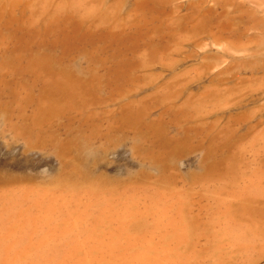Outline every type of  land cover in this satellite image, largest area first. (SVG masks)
I'll list each match as a JSON object with an SVG mask.
<instances>
[{
    "label": "bare ground",
    "instance_id": "1",
    "mask_svg": "<svg viewBox=\"0 0 264 264\" xmlns=\"http://www.w3.org/2000/svg\"><path fill=\"white\" fill-rule=\"evenodd\" d=\"M113 1L114 0H112L110 4H113L117 0H115L114 2ZM164 1L166 2V0H138L135 5V10L133 11L134 16L130 15L129 17L132 20H128L129 22H127L124 19L129 18H124L125 16L122 17V20L119 18L120 16H118L117 4H111V6H109L110 4L108 3L109 7H104V0H0V115L3 114L7 116L9 120H11L10 118L13 119L11 121L8 120L10 124L12 123V121H14L13 125H8V123L7 125L11 126L14 129V131L18 134L17 135L15 133L17 136H21L26 139L28 144H30L27 145V142H24L26 143L27 147L37 144L40 146L41 143H43L42 147H44V143H49L52 145L57 154L64 155L68 153L71 144H73V141L89 139L98 134L96 125L100 126V124H97V122H95L94 120L99 116L101 117V113H105L106 110H104V108V112H101L102 110L100 109V111H93L95 112L93 117V115L91 114V109L94 107V105L97 106V104H99L101 98L103 100L105 99L104 96L101 97L100 92H104L105 90H107L108 92L112 93L118 92L121 89L123 90V87H126L129 82H133L132 77H134V72H136V70L139 68V65H142L139 64L140 61H138V57H142L143 59L146 57L153 58L157 54H162L160 52H163L166 49L165 43L163 44V37L165 34L169 35V27L163 24L167 22H163V18H165L166 14L163 10V6L165 7L167 5V3H164ZM226 1L223 5H225L226 7L231 6L228 5V0ZM231 1L232 0H230V2ZM168 2L171 3V0ZM202 3L204 4V6L206 5L205 1H202ZM220 3L218 4V6H221ZM231 3L233 4V2ZM120 4L121 3H119V5ZM192 4L193 3L190 4L192 8H194L193 6H195L196 4L198 5V3L194 5ZM213 7L214 6H212V8ZM177 8L180 9L178 6H176L175 9ZM209 10H211L210 7ZM173 11L175 10H172V13ZM179 11L180 10L175 12ZM199 11L200 9L198 10V12ZM203 11L201 10V13ZM205 11L207 12L208 9H205ZM175 12L173 16H175V14H177L176 16L180 14ZM191 13H194L193 15H195V12ZM199 15L196 16L199 17ZM229 15H232V13ZM243 15L245 16L246 14L243 13ZM173 16H169L168 18L171 19ZM188 16L190 15L188 14ZM196 16L195 19L197 18ZM168 18L167 20H169ZM185 18L187 19V16ZM191 18L193 19L194 17ZM229 18L231 17L229 16ZM239 18H243V16H239ZM195 19H193V21ZM197 19L200 20V17ZM201 20L203 24V19ZM205 20L204 22L206 23ZM227 20L224 21L227 23ZM190 21L192 22V20ZM256 21V23L260 22L257 19ZM185 22H187V20ZM252 22L255 23V21ZM192 23L189 24H191L190 26L193 25L194 27V23ZM199 23H201V21H199ZM215 23H217L218 25V22ZM228 24L233 23L230 22ZM173 25L176 24L173 23ZM223 26L225 25L223 24ZM211 28L213 27H210L208 29ZM230 28L232 29V26ZM186 29L188 30V28ZM190 29L193 31L191 27ZM221 29L223 30V28ZM187 30H185L186 32L184 34L182 32L181 35H183L184 37H188L191 36V33L193 34L192 31L188 34ZM201 30L205 34L213 32V29L209 30L208 33L207 31L204 32L206 28L205 30L200 28L199 31ZM211 35L213 36V34ZM179 36L176 40L174 39V41L181 42L182 40L186 39V41L184 42H187V37H183L184 39L181 37L182 39H180L181 41H179ZM198 36L200 37L201 35ZM171 37L175 36L173 35ZM184 42H181L179 44H183ZM176 46L178 48L179 45ZM172 49V52L175 51ZM174 49H176L175 46ZM171 51L170 54H173ZM176 51L178 50L176 49ZM162 55L164 56V54ZM166 56L168 55L166 54ZM76 57H83L82 60L87 62L89 67V70H87L88 72L90 71L88 73L87 79H82L80 76L82 74L86 75L87 72L83 71L84 73L82 72L80 75H78V77L76 76L77 74H72L69 71V68H67L71 60L75 59ZM157 57L153 58V60L155 59L154 61H156L157 63L153 62L151 59H146V61H148L149 63L153 62L159 64L160 61L158 63V59L156 60ZM159 59L161 60V58ZM168 59H171L172 63H167L169 60H167L166 63L167 65L169 64V66H171L172 68L173 60L175 58H173V60L172 57ZM144 61L145 60H143V62ZM153 63L151 64L152 66ZM166 63L165 66L162 65L164 68L166 67ZM81 64H84V62H82ZM81 64H78V67L80 69V66H82ZM147 65L145 66L144 64L143 67L147 68ZM162 66L160 65V67ZM75 67L74 69L70 70H76ZM150 67L148 68L150 69ZM194 68H199L201 71H198H200V73L202 72V74V70L205 69H201V67ZM190 69H192L193 71V68ZM190 69H186V71H181L179 73L184 74L187 72L186 76L184 75L185 77H187V74L192 72ZM142 70L144 69L142 68ZM187 70H190L191 72ZM194 71L196 72V70ZM145 73L148 74V72L146 71ZM145 73L143 72L142 74ZM179 73L173 74L174 78H168V82H171V79H174L175 81H173V83L171 82V86L170 83L166 82L167 80H164L166 84L162 83L159 86V89L158 87H156L157 91L161 88L168 90L163 91L165 94H161L154 90L155 96H160L159 94L163 96L165 95V97L161 96L160 98L152 96L153 99H156L157 104L158 100H161L162 97L164 98H162L164 101L166 98H169V100L166 99L168 102L171 99H174V101L177 100L176 96H178L177 98H179V95L182 91L181 88L179 90V87H176L175 85V83H177L178 81L175 80V77ZM151 74L155 77L153 79L154 82L157 78H160L157 77V75H159V72L154 73L152 71V73H149L148 75L150 78ZM262 74L264 76V73ZM181 75L179 74V76H177L178 79ZM141 76H143V78L145 77L144 81L146 82L148 78L144 75ZM83 77L86 78L87 76ZM189 78L192 81L193 77ZM256 80H254L255 82H253L252 80V83L258 84L259 82H256ZM137 81L140 82V80ZM150 81L151 79H148L147 82L152 85ZM147 82H142L143 85L139 84L140 86L132 83V86L137 85L141 88L144 86V84L147 85ZM185 82L187 84L191 83L186 79ZM252 83L249 82V84H251L250 86L248 85L250 88H247V84L245 87L244 84L245 88L243 90L246 91L250 89V91H246V93H250L251 89H253L251 86H254V84ZM185 84L183 86H185ZM261 84L259 83V85L256 86L260 87ZM172 85L173 87H175L171 89ZM137 86L135 89L138 91L140 88L138 87L139 89H137ZM213 86H205L204 90L206 89V87H209L210 89L217 87L216 84L214 87ZM235 86L233 87L235 88ZM228 87L224 88L227 90L229 89ZM130 88L133 89V87ZM175 88H177L176 91L179 90V94L177 95H175V91L173 92ZM234 88L230 87L229 92H234V90H232ZM170 89L172 90L171 94L172 92L175 93L174 98L171 95L166 97L167 92L168 94H170ZM210 89H206V93L208 92V90L209 92H211L212 90L210 91ZM215 89L221 90L222 88L217 87L214 88V90ZM136 90L135 93L137 92ZM204 90L200 92L204 93ZM155 91L157 92V95ZM161 91L162 90H160V92ZM221 91H219L220 94L218 93V95L216 92L214 93V91H212L211 93L213 95L208 94V92L207 94L209 96L205 95L206 98L205 96L204 98L207 100V98H210L216 94L217 97L220 95V99V97L222 96ZM235 91H237V88ZM124 92L126 95L129 90ZM200 92L199 94H201ZM224 92L226 91L224 90L223 93ZM229 92L227 91L228 96ZM238 92L234 93L238 94ZM131 93H134V90L128 93L129 97H131ZM196 95L190 93L189 95L185 96L186 99H183L184 101H187V97L190 96L189 102H185L186 105L182 100V105L184 107L186 106V109H183L182 112H180L183 106L181 105V103H179L181 105L180 107L182 108L180 109L178 107L180 110H176H178L179 112H172L170 114L171 120L168 122L169 124L173 123L171 121L180 123L181 119L188 120L192 116L195 117L198 115L196 117L198 118L200 114L201 116H205V113H207V110H209L208 106L212 105L213 101L217 99L216 96L215 99L210 98L209 100L214 99L210 104V101L207 100V102L204 98V100L198 98L201 95ZM225 95H223V98H229L232 96V94H230L231 96L229 97ZM239 95L240 93L237 96L239 97ZM241 95H243V93ZM144 96H141L143 98H137L138 101L140 99L143 101H140L142 105L137 103V100L136 102H134L135 98L133 100L134 104L132 103V101H130L132 99H130L129 101L132 103V106L134 105L133 107L137 105H144L146 107L143 106L142 108H144L145 110L152 109L149 108L148 104H145L144 101H147L146 103H149L150 106L155 103L154 100L151 104L150 102L152 100V97L148 96V94V97ZM192 96H194V98L196 97L197 100L193 99V101H190V99L193 98ZM98 97L100 98L98 99ZM127 97L128 96H126V98ZM232 97L236 99V95L235 97ZM241 97H239L238 100H241ZM144 98L145 100H143ZM107 99L109 100V98H106L104 102L107 103L106 105H110L108 103L109 101H106ZM121 99L118 98L119 101ZM147 99H149L150 101L148 102ZM219 99H217V103L215 102L216 100L214 101L215 103L213 104H215V106L219 103V101L223 100L222 97L220 100ZM174 101H172V103H174ZM161 103L162 102H159L160 106L165 102L163 104ZM167 103H165L166 106ZM205 103L206 105L208 103V106H206L207 108H205V106L203 108V105ZM225 104L226 103H224V106L221 105L223 108L219 106V110L225 109ZM229 104L232 105L233 103ZM169 105L171 106L173 104H168L167 108L169 107ZM141 106H137V109L130 106L132 109L129 107L125 110L124 108H126L127 106H122L123 109H121V107L113 108L118 112L124 110L121 111L123 112V115L121 112L119 113L121 114L119 116L122 117H120L122 120V125L117 126L118 124H121L119 123V121L121 120H117L118 123H116V130L118 131L119 127L120 129L123 128V124H125L129 126H125V128H131L132 131L133 129L135 130L134 133L137 132L136 136L132 135L133 138L136 137L138 139L139 135V137L142 136L141 139L139 138V141L142 140V138H145V142L148 141L149 144H146L148 143L146 142V146L144 147L143 145L141 146L142 148H140L139 145L137 146L135 142L136 147L134 146V149L139 147L140 149L144 150L143 148H146L148 146L144 150L145 152L140 149L139 150L145 153L146 158L148 157L150 159L149 160L147 158L148 162L152 160L156 164L165 159L170 162L171 158L172 160L176 161L175 159L179 158L178 155L182 156L185 152L188 153L189 148V153H191V150H197L198 152L203 147H206L205 149H203V155L200 156L202 157L203 162L202 164H199L201 167H198V169L200 168L199 175H197V178L194 177V179V175H192V179L190 177L188 182L191 180V184H187L188 190L185 188L184 191H189L190 195L194 194V192L197 190L196 189L195 191H193L192 189V187H194L192 186L194 185L193 182L195 181H197L195 182V186L199 184L202 189L212 188L213 190L211 189V193L214 191V194L212 193L211 195V202L214 201L215 198H217L213 203V209L210 207V210L208 209L209 207L207 208L206 205L204 207V205L201 204L203 208H207V210H204L201 206H199L202 209H200V211L202 212L204 210L207 214L204 217H202L203 215L200 217L198 214H195L197 212L194 213L192 204L194 202V199L196 198L195 196H197L195 194L199 193L198 190V193L195 192V194L192 195L195 198L190 196L193 200L188 197L189 195H187V192H179L180 189H176L178 191L177 192L173 188V186L176 185V181L173 179L174 177L176 178V176L174 175H172L173 182L171 180L169 182L174 183L175 185H170L166 179L163 181L161 180V182L160 178H157L160 182H155L152 184H129L122 187H113L102 183L92 182L85 184L67 182L58 185L37 184L34 182L23 181L14 176L6 174L5 171L7 170H5V162L8 164L9 162L5 161L6 159L4 160V158L3 160H1L0 158V264H238L239 262L241 263L245 260L247 264H253L252 261H256L257 259V257H255L256 259L254 258L255 260H253V257L260 255L258 254L259 252L261 253V255L263 254L264 251L261 249V247L263 248L262 245H264V220H262L264 218V214H262L264 209V164H261L263 160H261L260 158L259 160H261V165L257 167L254 166L252 170L250 169L251 171H249V174L245 173V164L243 165V157L245 156V154H242V152H245V150L247 152V147L243 148L242 146L243 144H247V140H249L250 138H248L247 136L245 138L246 140L244 139L239 141V138L244 137L241 135L239 137L237 135V138L239 139L238 140L237 138H235V140H238L237 144L236 141L233 140V134L229 129L232 125L229 126L225 124V126L227 125L229 127H225L224 129L221 126L220 128L222 129L219 128V130L214 131L212 127L208 129H201L200 127L204 128L203 124L205 123L199 122L198 124L201 125L195 123L193 124L194 127L193 125L192 127H190V125L188 124L187 126L185 125V127L179 126L181 129H179L180 132L177 130L178 133H174L169 136L167 134L169 130L166 131L165 129V126L167 127V124L164 123L165 126L162 127V121L165 120L163 119V117H160V119H163L161 120V122H158L160 119H157V129H153V125H150L152 123H155L154 119L156 120V118L153 119V117L151 118L153 121L151 122L150 120L151 123L149 121H146L147 123H150L146 124L148 125V127L144 125L145 121H143L144 124L142 125L141 120H144L146 112L144 113ZM161 107H163L164 109L166 108L164 107V105ZM172 108L175 109V106ZM201 108L207 111H205L204 115H202L203 112H198L199 109L200 111H203V109ZM154 109L155 106L153 107V110ZM169 109L170 107L168 108V111L173 110ZM213 109L216 110L215 107ZM248 110L249 112H246L248 115V120H246V123L250 121L249 119L255 116L250 113L254 114L256 111H252V109L249 108ZM109 111L110 110L108 109V112ZM165 111L167 110H164V112ZM96 112L97 114L100 113V115L98 116ZM115 112L114 114H116ZM213 112L211 113V115L213 114ZM111 113L112 112L110 111V114ZM147 113L149 114L150 110L147 111ZM106 114L109 113L106 112ZM237 114H239L238 111ZM95 115L97 117H95ZM103 115L107 116L105 114H102V116ZM158 115L160 116V113ZM242 115H244V118H246L245 113L241 114V116ZM249 115H251V117ZM119 116H117V118H119ZM161 116L163 115L161 114ZM166 116H169V114H167ZM201 116L200 118L202 119L203 117ZM230 116H232V114H230ZM241 116H238L237 118L240 119ZM110 117L107 118L110 119ZM148 117L146 118L148 119ZM232 117L236 116L234 115ZM100 119L103 122L104 119ZM213 120L215 121L213 122V124H218L220 123L221 118L219 122L217 120L218 123L215 119H212V121ZM101 121L99 122L101 123ZM110 121H112V117ZM114 121L116 122V120L113 119V122ZM166 121L167 120L163 122ZM227 121L230 122L229 118ZM260 121L262 120H259V122ZM109 122L106 123L108 126L110 124ZM5 123L3 125H5ZM160 123L162 125L161 127L159 126ZM184 123L186 124V121L183 122L182 125H184ZM207 123H209V120ZM102 124L104 125V122ZM216 124L214 125L215 127ZM110 125H112V127L110 126L109 128H112V130H110L114 134L113 136H115V123H112ZM195 125L198 127H196ZM252 125L254 126V124ZM60 127L63 129V133L66 135L64 139L59 138V130L61 129ZM161 128H163V130H165L166 132ZM226 128L228 130H226ZM251 128L253 129V127ZM236 129L234 130L235 132ZM113 130L115 133L113 132ZM128 130L129 132L131 131L130 129ZM254 131H252L253 134L256 133V131ZM119 132L120 131H118V133ZM123 132L126 133L127 130ZM8 133L10 134V131ZM15 134H13L12 136H14ZM244 134L246 135V132ZM253 134L252 136L250 135L252 139L250 140L254 142L258 141V138L254 139L256 138L257 134H255L254 136ZM16 135L15 137H17ZM118 135H116L117 138ZM261 135L264 136L263 134ZM193 141H198L199 144H196L201 146L202 148L198 146L200 148L198 149L197 145L193 144V149V146L191 147ZM204 141L207 142V146H203ZM242 141L244 142L241 143L242 145H240L239 142ZM251 141L247 145L252 146L253 144L251 143ZM260 141L262 140H259V146ZM200 142H203V144H201ZM262 147L264 149V146ZM250 148H256L255 144ZM186 149L188 152L185 151ZM260 149H257L258 152H260ZM263 149L260 155L264 154ZM46 150L48 149H45V151ZM179 151L181 153H183L182 151L185 152L183 154H180ZM194 151L192 152V154H194ZM177 152L179 154H177ZM253 154L255 155V153ZM138 155L137 157L140 158L141 155ZM174 155H177L175 159H173L175 157ZM250 156H252V154ZM168 157L171 158H169L168 160ZM244 159H247L246 156ZM248 159H250V157H248ZM199 160H201V158ZM142 161L145 162L144 159H142ZM252 162L253 164H255L254 160ZM257 162L259 163L258 160ZM161 163L163 164L164 161ZM165 163L168 164V162ZM163 165L165 166V164ZM161 167L163 170L164 167ZM248 167L246 166V168ZM175 169L172 168L167 171H174ZM160 174H162V172ZM168 174L169 173H167V175ZM164 175V177L166 178V171ZM170 177H168V179ZM180 181L178 180L177 182ZM170 186L173 190L170 188ZM200 186L198 187V189L200 188ZM204 189L201 191V197L203 192L205 191ZM181 190H183V188H181ZM209 191L204 192H207L208 197L210 196L208 194H211ZM208 199H210V197ZM197 201L199 202V200ZM194 204H196V200ZM204 204L209 205V202H206ZM252 204H259L262 209L259 206V208H252ZM254 209H258L259 211ZM258 215L262 221H260ZM202 237L206 240H204V245L199 243V239ZM261 255L258 257L260 260H262ZM251 259L252 261H250ZM246 262L244 263L246 264ZM258 262L259 261H257V263Z\"/></svg>",
    "mask_w": 264,
    "mask_h": 264
},
{
    "label": "rangeland",
    "instance_id": "2",
    "mask_svg": "<svg viewBox=\"0 0 264 264\" xmlns=\"http://www.w3.org/2000/svg\"><path fill=\"white\" fill-rule=\"evenodd\" d=\"M115 1V0H114ZM113 1V2H114ZM121 1V2H120ZM129 1H131V2H129ZM168 1H170V0H166V2L164 1V3L166 4L167 3V5L164 7L163 6V10H164V12L167 14H165V18H163V22H166V23H163V24H165L167 27H169V31H168V34L169 35H167V34H165L164 35V37H163V44L165 43V50L163 51V52H160V53H162V54H164V56L162 55V54H157L158 55V57H157V55L155 56V57H157L156 58V60L158 61V63H159V61H160V65L162 66H165V63H166V61L167 60H169L167 63H172V61H171V59H168V58H171L172 57V60H173V58H175L174 60H173V64H172V68H171V66H169V64L167 65V63H166V67L164 68L163 66V68L162 67H160V65L159 64H156L157 62L156 61H154L153 60V58H155V57H153V58H148V57H146V58H142V57H138V61H140L139 62V64H142L141 66L139 65L138 67L139 68H141V69H137L136 70V72H134V77L136 78H134V77H132V81L133 82H129L127 85H126V87H123V90L121 89L120 91H118V92H108L107 90H105L104 92L102 91V92H100V94H101V97L102 96H104L105 97V99L106 98H109V100L107 99L106 101L110 104V105H106L107 103H105L104 102V100L101 98V100H102V103H101V100H100V102H99V104H97V106L96 105H94V107H97V108H92L91 109V114L93 115V117H94V114H95V112H93V111H97V110H102L101 112H104V110H106V112L107 113H109L110 114V111L112 112L110 115L109 114H106V112L105 113H101V117L99 116L100 115V113L99 114H97V112H96V114L100 117V118H103L104 120H105V118H106V120L104 121L103 119V122H104V125L102 124L103 122L101 121V119L98 117V118H93V119H95L94 121L95 122H97V124H100V126L99 125H96V127H97V129H98V134L97 135H95L94 137H92V138H89V139H85V140H75V141H73V144H71V147L69 148V151H68V153H66V154H57L56 152H55V150L53 149V147H52V145L51 144H49V146H48V144H45L44 143V147H42L43 146V143H41L40 144V146H41V148L43 149V151H42V149L40 148V146L38 145H31L30 147L28 146L27 147V145H30V144H28V142L26 141V139H24L23 137H21V136H17L18 134L14 131V129L11 127V126H8V125H13V122L14 121H12V123L10 124V122L9 121H11V120H13L12 118H10L11 120H9L8 118H7V116H5V115H3V114H1L0 115V158H1V160H3V158H4V160L5 161H7V162H9V164L8 163H6L5 161V170H7V171H5L6 172V174H8V175H11V176H14V177H16V178H18V179H21V180H23V181H29V182H34V183H37V184H50V185H58V184H62V183H67V182H73V183H76V184H85V183H102V184H106V185H108V186H113V187H122V186H126V185H129V184H152V183H155V182H160L161 180L163 181V180H167L168 182L171 180L172 182H173V180H172V175H174V176H176V178L174 177L173 179L176 181H174L175 183H176V185L174 184V183H171V182H169V184L170 185H172V184H174L175 186H173V188H174V190H178V189H180V191L179 192H181V191H183V192H187L188 194L187 195H189L188 197H190V196H192V195H194L195 194V192H197V190H198V194H195V195H197V196H192L193 198H195L194 199V202H195V200H196V204H194V202H193V206H192V209H193V211H194V213L195 212H197V213H195V214H198L200 217L202 216V217H204L207 213L204 211V210H207V208L208 209H210L211 210V208L213 209V206H214V201H216V199L217 198H215V195H214V198H215V200L214 201H212L211 202V200H212V197H211V195H212V193L214 192H212L211 193V189L212 188H209V189H204L205 191H209L211 194H208V195H210L209 197H210V199H208L209 197L207 196V192L206 193H204L203 192V194H202V197L204 198V196H205V198L203 199L202 197H201V191L203 190L202 189V187L198 184V185H196L195 186V182H197V181H195V182H193V180H192V182L194 183V185H192V186H194V187H192V186H190V187H192V189H193V191H195L196 189V191L194 192V194H192V195H190L189 194V191H184L185 190V188L188 190V185H190L191 184V180L188 182V180L190 179V177H191V179H192V175H194L193 176V179H194V177L195 178H197L198 176L197 175H199V172H200V168L198 169V167L200 166L199 164L201 163L202 164V162H203V160H202V157H200V156H202L203 155V149H205L206 147H201V146H199V145H197L196 143H198V141L196 142V141H193L192 142V145H191V147L193 146V144L194 145H197V147L199 146V147H201L202 149L201 150H199L198 152H197V150H196V148H195V150L196 151H194V150H191V153H189L190 152V148L188 149V151H187V149L185 150V151H187L188 153H186L185 151H182L183 153H181L180 151H179V153L180 154H183L182 156H179L178 155V157L180 158H176V156L174 157V156H172V157H174L173 159H175L176 161H174V160H172V158L171 157H168L167 159L169 160V158H171L170 159V162L169 161H167L166 159L165 160H163L164 161V163L163 164H165V166L167 167V169H166V167L161 163V162H163V161H161V162H159V163H155V162H153L152 160L151 161H149L148 162V159L145 157L146 155H145V153H143V152H141L140 150H142V149H140V148H142L141 146H143L144 145V147L146 146L145 145V143L146 142H148V141H146L145 142V140L142 138V140H140L139 141V138L141 139V137H139L138 135V139L136 138V137H134L133 138V136H136V134H137V132H135L134 133V129H133V131H132V129L131 128H128V129H130L131 131L129 132V130L127 129V128H125V126L126 127H129V126H127V125H125V124H123V128H121L120 129V127H119V129H118V131H120L119 133H118V131L116 130V123H118V121L117 120H121V116H119V115H121V114H119L121 111H124L125 109H127V108H129L130 106L132 107V108H135V109H137L136 107L138 106V107H140L141 105H142V103L140 102V101H142L141 99L138 101L137 100V98H139V97H141L142 95L144 96V95H146L147 96V94H148V96H150L151 95V93H152V95L150 96V97H154L155 96V94H154V90H156L157 91V89H156V87H158V89H159V86L163 83V84H166L165 83V81L166 82H168V78H174V75L173 74H175V73H179V72H183V71H186V69H190V68H193V71H192V69H190V70H187V71H190L191 73H189V74H191V75H189V74H187L188 76L187 77H185L186 76V73H184V74H182V73H179L181 76L179 77V79H178V77L177 76H179V74L175 77L176 79V81H177V83L179 84H177V83H175V85H176V87L178 86L179 88V90H180V88H181V93H180V95H181V97H180V95H179V98H177L178 96H176V99L177 100H175L174 101V99L172 100V101H174V103H172V101L170 100L169 102L171 103V104H173V105H169V107H170V109H173V110H171V111H168V108H167V106H168V104H170L167 100H169V98L166 100L165 99V101L163 100L164 98L163 97H165V95L163 96V95H161L162 93H164L163 91H168L167 89H162L161 87V89L160 90H162L161 92H160V90H158L157 92H159V93H161V94H159L160 96H155V97H161V96H163L162 98H161V100L159 99L158 100V104H157V102H156V99L154 98L153 99V97H152V100H151V104L153 103L152 101L154 100V102L156 103H153V105L155 106V111L153 110V105H150L149 106V103H146L145 101H144V103L145 104H148V107L149 108H152V109H149L150 110V113L148 114L147 113V111H149L147 108V110H145L144 108H142L143 106H141V108L143 109V111H144V113L146 112V114H148V115H146L145 114V118L146 117H148V119L146 118H144V120H141L142 121V125L144 124L143 123V121H145V124L144 125H146V124H150L153 120L151 119L152 117H153V119L154 118H156V120L154 119V121H155V123L153 124H150V125H153V129H157V127H158V125H156V122L160 119V117H163V119H165V120H167L166 122H163V121H165V120H163L162 118L158 121V122H161V120H163L162 121V124H163V126L161 125V123L159 124V126L161 127H164L165 126V124L164 123H166L167 124V127L165 126V129H166V131H168V132H171V133H168L167 132V134L170 136V135H172V134H174V133H178L177 132V130L180 132V127L179 126H182V127H185V125L187 126V124L188 125H190V127H192V125L193 124H195V123H197L198 124V122L199 123H205V124H203V127L204 128H202V127H200L201 129H208V128H210V127H212V129H214V131H216V130H219V128L222 126V128H224L225 129V127H229V126H231L229 129L231 130V133L233 134L232 136V138H234L233 140H235V138H237V135L240 137V135L241 136H243L244 138H237L239 141H241V140H244L247 136H248V138H250L251 139V136H252V131H256V133H254L253 134V136L255 135V134H257L256 135V138H254V139H261L262 141H260V146H259V140L258 141H251L250 139V141H251V143L253 144L252 146H254V144H255V147L256 148H250V147H252V146H249V145H247V144H249V140H247V144H243V148L244 147H247L246 149H247V152H246V150H245V152H242V154L244 153L245 154V156H246V158L247 159H244L245 158V156L243 157V161H244V163H243V165H244V168L246 169V171H245V173L246 174H249V171H251L253 168H254V166L255 167H257V166H260L262 163L264 164V154H262V155H260L261 153H262V149H263V147L262 146H264L263 145V142H264V136H262L261 134H263L264 135V76H263V74L262 73H264V0H232L231 2H233V4L230 2V0H228V2H229V4L228 5H231V6H225V5H223V4H225V1L226 0H171V3L170 2H168ZM175 1V2H174ZM198 1V2H197ZM202 1L204 2L205 1V6H204V4L202 3ZM110 2H112V0H104V7H109V6H111V4H110ZM134 2V3H133ZM138 2V0H117V1H115L113 4H117V12H118V16H120L119 18L122 20L123 18L122 17H124V18H129L130 17V15H133L134 16V13H133V11L135 10V5H136V3ZM221 2V3H220ZM227 2V1H226ZM110 5H109V4ZM119 3H121L120 5H119ZM170 3V4H169ZM175 3V4H174ZM191 3H193L192 5H194V4H196V3H198V5L195 7V6H193L194 8H192V6L190 5ZM202 3V4H201ZM220 3V5L223 7H221V6H218V4ZM107 4V5H106ZM112 4V5H113ZM190 6H189V5ZM201 6H200V5ZM217 4V5H216ZM226 4V5H227ZM238 4H240V5H238ZM109 5V6H108ZM210 5V6H209ZM173 8H171V7ZM173 6H178L180 9H178V10H180L179 12H175V11H178L177 9H175V7H173ZM212 6H214L213 8H212ZM121 7V8H120ZM134 7V8H133ZM191 7V8H190ZM202 7V8H201ZM209 7L211 8V10H209ZM170 8V9H169ZM215 8V9H214ZM234 8V9H233ZM237 8V9H236ZM241 8V9H240ZM166 9V10H165ZM200 9V13L198 12V10ZM203 9H204V11H203ZM205 9L207 10L208 9V11L206 12L205 11ZM172 10H175V11H173V13H172ZM191 10H193V11H191ZM201 10L203 11L202 13H201ZM214 10V11H213ZM235 10V11H234ZM210 11V12H209ZM174 12L175 13H180L178 16H176L177 14H175V16H173L174 15ZM185 12V13H184ZM188 12V13H187ZM191 12H195V15H193ZM198 12V13H197ZM207 14H206V13ZM248 12V13H247ZM130 13H132V14H130ZM197 13V14H196ZM215 13H216V15H215ZM221 13V14H220ZM228 13V14H227ZM232 13V15H229V14H231ZM243 13L244 14H246L245 16L243 15ZM129 14V15H128ZM182 14V15H181ZM184 14V15H183ZM187 14V15H186ZM188 14L191 16V17H194L193 19H195V16L196 15H199V17H200V20L199 19H197V18H199V17H197L194 21H193V19L190 17V16H188ZM203 16H202V15ZM233 14H234V16H233ZM128 15V16H127ZM207 15V16H206ZM225 15V16H224ZM132 16V17H133ZM171 17V16H173L171 19H172V21H171V19L170 18H168V17ZM183 16H184V18L187 16V19L185 18H183ZM209 16V17H208ZM215 16H219V17H215ZM229 16L231 17V18H229ZM239 16H243V18H245V19H243V18H239ZM169 19V20H167V18ZM175 17V18H174ZM202 17V18H201ZM220 17H222V18H220ZM227 17H228V20H227ZM246 17H247V19H246ZM251 17V18H250ZM181 18V19H180ZM219 18V19H218ZM224 18H226V19H224ZM232 18H234V19H232ZM249 18V19H248ZM174 19H176V20H174ZM201 19H203V24H202V20ZM205 19H207V20H205ZM252 19V20H251ZM256 19L258 20V21H260V22H258V23H256L257 21H256ZM125 21H127V22H129L128 20H132L131 18H129V19H124ZM123 20V21H124ZM183 20H187V22H185V21H183ZM190 20H192V22L194 23V27H193V25L192 26H190L191 24H189V23H192ZM201 21V23H199V21ZM204 20L206 21V23L204 22ZM219 20V21H218ZM227 20V23L225 22V21ZM231 20V21H230ZM178 21V22H177ZM252 21H255V23L254 22H252ZM169 22V23H168ZM174 24H176V25H173V23ZM198 22V23H197ZM215 22H218V25H217V23H215ZM233 23V24H235V25H233V24H228V23ZM172 23V24H171ZM186 23V24H185ZM192 23V24H193ZM209 23H210V25H209ZM254 23V24H253ZM169 24H171V25H169ZM177 24H179V25H177ZM183 24V25H182ZM204 24H205V27H204ZM211 24H212V26H211ZM216 24V25H215ZM221 24V25H220ZM223 24L225 25V26H223ZM257 24V25H256ZM198 25H200V26H198ZM209 25V26H208ZM228 25H230V26H228ZM255 25V26H254ZM186 26V27H185ZM202 26V27H201ZM208 26V27H207ZM228 26V27H227ZM232 26V29L230 28ZM176 27V28H175ZM190 27L193 29V31L190 29ZM197 27V28H196ZM204 27V28H203ZM210 27H213V28H211V29H208V28H210ZM179 28V29H178ZM186 28H188V30L186 29ZM200 28L201 29H203V30H205V28H206V30L204 31V32H206L207 31V33L209 32V30H212L213 32H209L208 34H205V33H203V31L201 30V31H199L200 30ZM217 28H219V29H221V28H223V30L221 31V30H219V29H217ZM172 29H173V31H172ZM180 30V31H178V30ZM187 30V32H188V34L189 33H191V31L193 32V34L191 33L190 35L191 36H186L187 37V42H184V41H186V39L185 40H180V39H182L184 36L183 35H181L182 34V32H183V34L186 32L185 30ZM189 29H190V31H189ZM229 29V30H228ZM176 30V31H175ZM183 30V31H182ZM217 30V31H216ZM230 30H232V31H230ZM195 31H198V32H195ZM223 31H225V32H223ZM230 31V32H229ZM234 31H237V32H234ZM172 32H174V33H172ZM175 32H179V33H175ZM235 34H234V33ZM200 33V34H199ZM203 35H202V34ZM213 34V36L211 35V34ZM234 35H233V34ZM172 34V35H171ZM180 36H179V35ZM188 34H185V35H188ZM201 35L200 37L198 36V35ZM232 34V35H231ZM240 34V35H239ZM175 36V37H171V36ZM177 35V36H176ZM192 35H194V36H192ZM223 35V36H222ZM239 35V36H238ZM179 36V41H181V42H184L183 44H179V43H181V42H178V41H174V39L176 40L177 39V37ZM215 36V37H214ZM228 36V37H227ZM238 36V37H237ZM182 37V38H181ZM186 37H184V38H186ZM191 39H190V38ZM214 37V38H213ZM171 38V39H170ZM172 38H173V40H172ZM183 38V39H184ZM223 40H222V39ZM237 38V39H236ZM166 39V40H165ZM193 39H195V40H193ZM219 41H218V40ZM241 39V40H240ZM172 40V41H171ZM189 40H190V42H189ZM217 40V41H216ZM222 40V41H221ZM233 41V42H232ZM250 41H252V42H250ZM232 42V43H231ZM238 42V43H237ZM249 42H250V44H249ZM167 43V44H166ZM234 43V44H233ZM170 44H171V46H170ZM176 45H179L178 46V48H177V46ZM174 46H175V48L178 50V51H176V49H174ZM183 46V47H182ZM172 50H175V51H171V49ZM183 48V50H182V48ZM169 50H168V49ZM165 51H167V52H165ZM168 51H169V54H168ZM170 51L173 53V54H170ZM176 52V53H175ZM175 53V54H174ZM166 54L169 56H166ZM160 55V56H159ZM162 55V56H161ZM172 55V56H171ZM166 57H168V58H166ZM159 58H161V60L159 59ZM83 59V57H81V58H79V57H76L75 59H72L71 60V62L68 64V67L67 68H69V71L73 74L74 73V75H76V76H78V75H80L83 71L84 72H87L86 73V75L85 74H82V75H80L81 76V78L83 79H87L88 78V73L90 72H88V70H89V67H88V64H87V62L86 61H83L82 60ZM146 59L147 60H149V59H151L153 62H156V63H153V66L151 65L152 63H149L148 61H146ZM74 60V61H73ZM143 60H145L144 62H143ZM141 61H142V63H141ZM77 62V63H76ZM79 62V63H78ZM82 62H84V64H81ZM147 62H148V65H147ZM74 63V64H73ZM71 64V65H70ZM78 64H81L82 66H80L81 67V69L78 67ZM144 64H145V66L147 65L148 67H150V65H151V67H150V69L147 67V68H144L143 66H144ZM155 64H156V67H155ZM75 67V69L77 70V72H76V70H74V71H72V70H70V69H74V67ZM157 65H159V66H157ZM168 66V67H167ZM194 67H196V68H198V67H201V69H203V68H205V69H203L202 71H203V74H202V72L200 73V69L198 68V69H195ZM142 68L146 71V72H148V74L147 73H145V71L144 70H142ZM170 68V69H169ZM79 69V70H78ZM88 69V70H87ZM81 70V71H80ZM85 70H87V71H85ZM141 70V71H140ZM194 70H196V72L194 71ZM198 70H200V71H198ZM205 70V71H204ZM79 71H80V73H79ZM152 71L155 73V72H159V75H157V77H160V78H157L156 80H157V82H156V80H155V82H156V84H155V82L153 81V79L155 78L154 77V75H150L151 76V78L148 76L149 75V73H152ZM76 72V73H75ZM83 72V73H84ZM145 73V74H142V73ZM198 72H199V74H198ZM140 73H141V75H144V76H146L149 80L151 79V83H152V85L149 83V82H147L148 81V79L146 80V82H147V85H145L144 84V86L143 87H139L140 85H143L142 84V82L143 83H146L145 81H144V78H143V76H141L140 75ZM196 73V74H195ZM137 74H139V75H137ZM198 74V75H197ZM261 74H262V76H261ZM185 75V76H184ZM196 75V76H195ZM83 76H87L86 78L85 77H83ZM153 76V77H152ZM170 76V77H169ZM172 76V77H171ZM200 76V77H199ZM79 77V76H78ZM140 77V78H139ZM189 77H193V79H192V81H191V79L189 78ZM260 78V80H259V78ZM137 78H139V79H137ZM181 78V79H180ZM183 78H184V80H183ZM194 78H195V80H194ZM256 78H257V80H256ZM135 79V80H134ZM185 79L187 80V81H190V82H188V83H190V84H187L186 82H185ZM190 79V80H189ZM137 80H140V82L139 81H137ZM165 80V81H164ZM172 81V83H173V81H174V79H171ZM212 80V81H211ZM242 82H240V81ZM252 80H253V82H255L254 80H256V82L258 81L261 85H263V86H261L260 85V87L259 86H256V85H259V83L257 84H255V83H252ZM182 81H184V82H182ZM245 81V82H244ZM136 82V83H135ZM171 82H168V83H170V86H171ZM175 82V81H174ZM212 82V83H211ZM219 82V83H218ZM236 84H235V83ZM249 82H251L252 84H254V86L252 85L251 87L253 88V89H251V92L250 93H246V91L247 92H249L250 91V89H248V90H243L245 87H246V84H247V88H250L249 86L251 85V84H249ZM132 83L133 84H137V85H139V86H137V85H134V86H132ZM150 85H149V84ZM154 83V84H153ZM183 83V84H182ZM185 84V86H183ZM213 84H214V86H215V84H216V86L218 87V88H227L228 86V88L229 89H219V90H217V89H215L214 90V88H217V87H214L213 86ZM236 86H235V85ZM244 84H245V87H244ZM180 85H181V87H180ZM210 85H211V87L213 86L214 88H212V89H210L209 87H210ZM225 85V86H224ZM227 85V86H226ZM249 85V86H248ZM129 86V87H128ZM136 86H137V89H139L138 91L135 89L136 88ZM153 86H154V88H153ZM162 86H164V85H162ZM169 86V85H168ZM167 86V87H168ZM169 86V87H170ZM204 86V87H203ZM205 86H209V87H206V89H210V91L212 90V91H214V93L216 92L217 93V95H218V93H219V91H221L222 93V99L223 100H221V101H219L220 99H221V97H220V99H219V96L217 97L216 96V94L214 95V96H212V97H210V98H214L215 99V96H216V98L217 99H219L218 101H219V103L218 104H216V106H215V104H213V103H217V99H211V100H209L210 98H207V100L208 101H210V104H211V102L213 101V103H212V105H213V107H212V105H209L208 106V103H207V105H206V103L203 105V108H204V106H205V108H207L206 106H208L209 108V110H205V109H203V108H201V109H203V111L201 110L200 111V109H199V111L198 112H203V114L202 115H204V113H205V111L207 112V113H205V116H201V114L200 113H197V114H200V116L201 117H203L202 119L200 118V116L198 117V118H200V119H198V118H196L197 116H195V117H191V118H189L188 120H182L181 119V121H180V123L179 122H176V121H171V122H173V123H168L170 120H171V118H170V114L173 112H179L178 110H180L182 107H180L183 103L185 104V102L186 103H188L189 102V97L191 96H188L187 98H188V100L186 101H184L183 99H186V97L185 96H187V95H189L190 93L191 94H193V95H196V93H197V95H201L200 97H198V98H201L202 100H204L205 98H206V96L205 95H208V94H211L212 93V91L211 92H209V90H208V94L206 93V89L204 90V88H205ZM233 86H235V88L233 87ZM243 86V87H242ZM130 87H133V89H131ZM139 87V88H138ZM166 87V88H167ZM168 87V88H169ZM175 87V86H174ZM173 87V85H172V87H171V89L172 88H174ZM186 87V88H185ZM230 87H232V88H234V89H232V90H234V92L235 93H237L238 91H240V89H241V91L240 92H238V94L240 93V95H239V97H241L240 99L241 100H238L239 99V97L237 96L238 94H235L234 92H232V91H230L229 92V90H230ZM255 87H256V89H255ZM127 88H129V89H127ZM164 88V87H163ZM236 88H237V91H235L236 90ZM238 88H239V90H238ZM246 88V89H247ZM259 88V89H258ZM125 89H127V90H125ZM170 89V91H169V93L170 94H168V92H167V94H166V97L167 96H169V95H171L173 98H174V96L175 95H177V94H179L178 92H179V90L178 91H176L177 90V88H175V90H173V92L175 91L176 92V94L175 93H173L172 92V94H171V90ZM185 89V90H184ZM129 90V92L128 93H130V91H133L134 90V93H131L130 95H131V97H129V94L127 95H125V92L124 91H128ZM135 90L137 91L136 93H135ZM202 90H204L205 92V94L203 93H201L200 91H202ZM217 90V91H216ZM226 91V92H224L223 93V91ZM252 90H255V91H252ZM155 91V92H156ZM196 91V92H195ZM227 91L229 92V96H231L230 94H232V96H234L235 97V95H236V99L235 98H233L232 96L231 97H229L228 96V93H227ZM244 91V92H243ZM157 92H156V95H157ZM188 92H189V94H188ZM193 92V93H192ZM199 92L201 93V94H199ZM232 92V93H231ZM243 93V95H241L242 93ZM124 93V94H123ZM246 95H245V94ZM99 94V95H100ZM104 94V95H103ZM106 94V95H105ZM111 94V95H110ZM125 95V96H123V95ZM154 94V95H153ZM165 94V93H164ZM175 94V95H174ZM183 94V95H182ZM220 94V93H219ZM226 94V95H225ZM235 94V95H234ZM98 95V96H99ZM196 95V96H197ZM202 95H203V97H202ZM211 95H213V94H211ZM210 95V96H211ZM223 95H225V96H228L229 98H223L224 96ZM117 96H119V97H117ZM126 96H128L127 98H126ZM146 96H144V97H146ZM147 96V97H148ZM170 96V97H171ZM204 96H205V98H204ZM209 96V95H208ZM244 96V97H243ZM103 97V98H104ZM193 98L192 99H190V101H193V99L194 100H197L196 99V97L194 98V96H192ZM238 97V98H237ZM100 97H98V99H99ZM113 98H115V99H113ZM118 98L119 99H121L120 101L118 100ZM134 98H135V101L134 102H136V100L138 101L137 103H139V104H141L140 106L139 105H137L136 103V105L137 106H135V107H133L132 106V103L134 104V102H133V100H134ZM141 98H143V97H141ZM204 98V99H203ZM113 99V100H112ZM130 99H132V100H130ZM112 100V101H111ZM116 100H118V101H116ZM132 101V103L130 102V101ZM143 100H145V98L143 99ZM148 100V102L150 101L149 99H147ZM182 100L184 101L183 103H182ZM206 100V99H205ZM206 100V101H207ZM236 100V101H235ZM168 103H167V102ZM207 101V102H208ZM233 103L232 105H230L229 103ZM239 101V102H238ZM113 102V103H112ZM143 102V101H142ZM159 102H162L161 104H163L164 102L165 103H167V106L165 105V103L163 104L164 105V107H166L165 109L163 108V107H161V106H163V105H161L160 106V104H159ZM103 103H105V104H103ZM112 103V104H111ZM143 103V104H144ZM179 103H181V105L179 104ZM224 103H226L225 104V109H221V110H219V108L220 107H222V106H224ZM115 104V105H114ZM177 104H179V105H177ZM104 107H103V106ZM118 105V106H117ZM120 105V106H119ZM126 107V108H124V110H121V109H123V107ZM177 105V106H176ZM186 105V104H185ZM222 105V106H221ZM227 105V106H226ZM102 106V107H101ZM153 106V107H152ZM160 106V107H159ZM175 106V109L174 108H172V107H174ZM183 106V105H182ZM220 106V107H219ZM240 106V107H239ZM100 107V108H99ZM109 107V108H108ZM116 107H121V111L120 112H118V111H116V109L114 110L113 108H116ZM130 107V108H131ZM144 107H146V106H144ZM157 107H159V108H157ZM180 109H179V108ZM186 107V106H185ZM184 106H183V108L180 110V112H182V110L184 109H186ZM212 107V108H211ZM215 107V109L216 110H214L213 108ZM105 108V109H104ZM118 108V109H119ZM131 108V109H132ZM211 108V109H210ZM218 108V109H217ZM223 108V107H222ZM248 108L249 109H252V111H255V113L253 114V113H250V114H252V115H255V116H253L251 119H249L250 121H248V123H246L247 121L246 120H248V115H247V111L249 112V110H248ZM95 109V110H94ZM104 109V110H103ZM108 109L110 110L109 112H108ZM112 109V110H111ZM117 109V110H118ZM139 109V108H138ZM157 109V110H156ZM167 110V111H165L164 112V110ZM169 109V110H170ZM176 109H178V110H176ZM99 110V111H100ZM141 110V109H140ZM175 110V111H174ZM213 110H214V112H213ZM116 111V112H115ZM161 111H163V112H161ZM216 111H217V113H216ZM237 111H238V113L240 114H237ZM242 111V112H241ZM245 111V112H244ZM251 111V110H250ZM251 111V112H252ZM114 112L116 113V114H114ZM118 112V113H117ZM152 112V113H151ZM160 113V116L158 115L159 113ZM170 112V113H169ZM213 112V114L211 115V113ZM220 112V113H219ZM241 112V113H240ZM122 113V115H123V112H121ZM158 113V114H157ZM169 114V116H166L167 114ZM209 113H210V115H209ZM243 113H245V116H246V118H244V115H242L241 116V114H243ZM102 114H105V115H107V116H102ZM142 114H143V112H142ZM161 114L163 115V116H161ZM166 114V115H165ZM230 114H232V116H236V117H232V116H230ZM207 115H208V117H207ZM241 116L240 117V119L239 118H237L238 116ZM112 117V121H110L111 120V117ZM114 116V117H113ZM116 116V117H115ZM117 116H119V118H117ZM144 116V115H143ZM158 116H159V118H158ZM250 117H251V115H249ZM5 117V118H4ZM95 117H97L96 115H95ZM110 117V119H108V118ZM121 117V118H120ZM165 117H167V118H165ZM205 117H207V118H205ZM223 117V118H222ZM217 118V119H216ZM220 118H221V121H220V123H218L219 122V120H220ZM228 118H229V121L230 122H228L227 120H228ZM231 118V119H230ZM110 121H108V120ZM113 119L114 120H116V122L114 121L113 122ZM142 119H143V117H142ZM158 119V120H157ZM193 119V120H192ZM212 119H215L216 120V122H217V120H218V124H216V123H214L213 124V122H215L214 120L212 121ZM234 119V120H233ZM9 120V121H8ZM150 120H151V122H150ZM180 120V119H179ZM208 120H209V123H207L208 122ZM236 120H237V122H236ZM259 120H262V121H260L259 122ZM5 123L6 121V123H5V125H3L4 123ZM99 121H101V123L99 122ZM110 123V124H112V123H115V131H116V134H115V136H113L114 134L112 133V128H109L110 126L112 127V125H110L109 124V126L106 124V123H108V122ZM146 121H149L150 123H147ZM186 121V124L184 123V125H182L183 124V122H185ZM205 121V122H204ZM207 121V122H206ZM242 121V122H241ZM99 122V123H98ZM122 122V120L121 121H119V123H121ZM158 122H157V124H158ZM174 122H175V126H174ZM211 122H212V124H211ZM7 123H8V125H7ZM176 123H178V124H176ZM259 123V124H258ZM96 124V123H95ZM196 124V125H197ZM211 124V125H210ZM216 124V127L214 126ZM225 124H227V125H229V126H225ZM234 124V125H233ZM238 124V125H237ZM252 124H254V126L252 125ZM120 125H122V123L121 124H118L117 126H120ZM195 125V126H196ZM198 125H201V124H198ZM207 125V126H206ZM248 125V126H247ZM252 125V126H251ZM4 126V127H3ZM103 126V127H102ZM106 126H107V129H106ZM147 127H148V125H146ZM157 126V127H156ZM172 126V127H171ZM234 126H235V129H236V127H237V129H236V132L234 131L235 129H234ZM241 126V127H240ZM256 126V127H255ZM261 126H263V127H261ZM99 127V128H98ZM113 127H114V124H113ZM122 127V126H121ZM149 127H152V126H149ZM179 127V128H178ZM181 127V128H182ZM189 127V126H188ZM193 127H194V125H193ZM196 127H198V126H196ZM251 127H253V129L251 128ZM260 127H261V131H260ZM61 128V127H60ZM222 128H220V129H222ZM240 128V129H239ZM255 128V129H254ZM6 129V130H5ZM111 129V130H110ZM114 129V128H113ZM124 129V130H123ZM162 130H163V128H161ZM176 129V130H175ZM180 129V130H179ZM212 129H210V130H212ZM234 129V130H233ZM249 129V130H248ZM257 129H259V130H257ZM125 130H127V132H129V133H125V132H123V131H125ZM226 130H228L227 128H226ZM229 130V131H230ZM263 130V131H262ZM10 131V134L8 133ZM60 137L59 138H61V139H64V137L66 136L64 133H63V129L61 128L60 130ZM163 131H165V130H163ZM165 131V132H166ZM234 131V132H233ZM248 131H251V132H248ZM254 131V132H255ZM257 131H259V132H257ZM12 132V133H11ZM113 132H114V130H113ZM133 132V133H132ZM246 132V135L244 134ZM261 132H263V133H261ZM17 135H16V134ZM115 133V132H114ZM125 133V134H124ZM252 133V134H251ZM259 133H261V134H259ZM13 134H15L17 137H15V135L14 136H12ZM61 134H62V136H61ZM120 135V137H119V135ZM130 134V135H129ZM243 134V135H242ZM116 135H118V138H117V136ZM123 135H124V137H123ZM127 135V136H126ZM133 135V136H132ZM168 135H165V136H168ZM251 135V136H250ZM261 135V136H260ZM250 136V137H249ZM19 137V138H18ZM128 137V138H127ZM130 137V138H129ZM114 138H117V139H114ZM132 139H133V142H132ZM134 139H135V141H134ZM235 140L236 141V143L238 142V140ZM253 139V140H254ZM246 140V139H245ZM235 141H234V143H235ZM24 142H27V145H26V143H24ZM135 142H136V144H137V146L139 145V147H137V148H135L134 149V146L136 147V144H135ZM141 142V143H140ZM143 142V143H142ZM244 141H242V142H239V144L240 145H242L241 143H243ZM257 142H258V144H257ZM262 142V143H261ZM201 144H203V142H200ZM250 143V144H251ZM21 144H22V146H21ZM133 144V145H132ZM146 144H149V142L148 143H146ZM199 144V143H198ZM200 144V145H201ZM238 144V143H237ZM244 145H247V146H244ZM35 146V147H34ZM37 146V147H36ZM203 146H207V142L206 141H204V145ZM35 148V149H33V148ZM148 147V146H147ZM146 147V148H147ZM198 147V149H200ZM262 147V148H261ZM28 148V149H27ZM30 148V149H29ZM48 149V150H46L45 151V149ZM146 148H143L144 150L146 149ZM248 148H250V149H248ZM261 148V149H260ZM140 149V150H139ZM193 149H194V146H193ZM257 149H260L259 151L260 152H258V150ZM39 150V151H38ZM41 150V151H40ZM136 150V151H135ZM138 150H139V152H138ZM144 150H142V151H144ZM264 150V149H263ZM194 151V154H192V152ZM244 151V150H243ZM252 151H253V153H255V155L252 153ZM255 151H257V152H255ZM7 152V153H6ZM10 152V153H9ZM145 152V151H144ZM198 154H197V153ZM51 153V154H50ZM138 156H140V158H138L137 157V155ZM140 153H142V154H140ZM178 152H177V154H179ZM249 153H251L252 154V156H250L251 154H249ZM259 155H257V154ZM263 153H264V151H263ZM131 154V155H130ZM133 154V155H132ZM247 154V155H246ZM249 155V156H248ZM254 156H255V159H254ZM258 156V157H257ZM8 157H10V158H8ZM248 157H250V159H248ZM257 157V158H256ZM201 158V160H199ZM261 158V160H263L262 162H261V160H259ZM10 159V160H9ZM13 159V160H12ZM142 159H144L145 160V162H143L142 161ZM251 159H253L254 160V163L255 164H253V160H251ZM141 160V161H140ZM150 160V159H149ZM172 160V161H171ZM247 160V161H246ZM256 160V161H255ZM257 160L259 161V163L257 162ZM199 161V162H198ZM247 163H246V162ZM252 163H251V162ZM165 162H168V164L170 165H168L167 163H165ZM176 162V163H175ZM198 162V163H197ZM249 162V163H248ZM260 162H261V164H260ZM171 163H172V165H171ZM253 165H251V164ZM167 164V165H166ZM173 165H174V167H173ZM196 165V166H195ZM249 165H251L252 166V168H251V166H249ZM158 166V167H157ZM161 166H163L164 168H163V170H162V167ZM246 166L248 167V168H246ZM175 169L174 171L173 170H170L169 172L167 171V170H169V169ZM201 167V166H200ZM161 168V169H160ZM243 168V169H244ZM155 169V170H154ZM251 169V170H250ZM159 170V171H158ZM197 172H196V171ZM165 171H166V175H167V173H169L167 176H166V178L164 177L165 175ZM171 171H173V172H171ZM248 171V172H247ZM162 172V174H160ZM176 173H177V175H178V177H177V175H176ZM193 173H195V174H193ZM155 177H154V176ZM158 175V176H157ZM162 175V176H161ZM196 175V176H195ZM147 176V177H146ZM161 176V177H160ZM171 176V177H170ZM168 177H170L169 179H168ZM151 178V179H150ZM156 178V179H155ZM157 178H160V181H159V179H157ZM161 178H163V179H161ZM153 179V180H152ZM180 181V180H182V181H184V182H182V181H180V182H177L178 180ZM149 180H150V182H149ZM154 181V182H153ZM161 181V182H162ZM190 183V184H189ZM178 184V185H177ZM182 185V187H181V185ZM188 184V185H187ZM200 186V188L198 189V187ZM176 187V188H175ZM183 188V190H181V188ZM170 188H171V186H170ZM172 189V188H171ZM173 190V189H172ZM176 190V191H177ZM213 190V189H212ZM178 192V191H177ZM191 192V191H190ZM214 194V193H213ZM199 196V197H198ZM206 197H207V199H206ZM191 198V197H190ZM200 198H201V200H200ZM192 199V198H191ZM193 200V199H192ZM197 200H199V202L197 201ZM198 202V203H197ZM206 202H209V205H207V204H204V203H206ZM199 204V205H198ZM204 205V207H205V205L207 206V208L206 209H204L203 208V206L202 205ZM211 204V205H210ZM254 205L255 204H252V208H257L258 206L260 207V205L259 204H256L255 205V207H254ZM199 206H201L202 207V209H204L202 212L200 211V209H201V207H199ZM194 207V208H193ZM211 207V208H210ZM258 207V208H259ZM198 208V209H197ZM261 209H262V207H260ZM201 209V210H202ZM254 210H258V209H254ZM259 211V210H258ZM198 212H200V213H198ZM208 212V211H207ZM262 213V212H261ZM262 214H264V209H263V213ZM262 214H259V215H262ZM259 215H258V218H260L259 217ZM263 218V217H262ZM262 220H264V218L262 219ZM261 220V218H260V221H262ZM264 222V221H263ZM262 222V223H263ZM264 224V223H263ZM203 238V237H202ZM202 238H200L199 239V243L200 244H202V245H204V242L206 241L204 238L202 239ZM205 240V241H204ZM263 246V248L261 247V249L264 251V245H262ZM260 249V250H261ZM262 251V252H263ZM258 254H260L261 255V253L259 252ZM257 255V254H256ZM260 255H258V256H254L253 257V260H255L256 258L255 257H257V259H256V261H252V259L250 260V261H252V263L254 264V263H257V261H259L257 264H264V252H263V254L261 255V258H262V260H260L258 257L260 256ZM263 256V257H262ZM255 258V259H254ZM249 260V259H248ZM249 261V262H250ZM243 262V263H242ZM241 263L242 264H245L244 262H246V260L245 261H242ZM240 262L238 263V264H241ZM235 264H237V263H235ZM246 264H247V262H246ZM249 264H251V263H249Z\"/></svg>",
    "mask_w": 264,
    "mask_h": 264
}]
</instances>
